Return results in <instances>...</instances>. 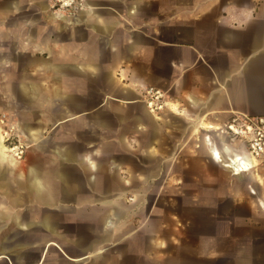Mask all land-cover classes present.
<instances>
[{"label": "crops", "instance_id": "obj_1", "mask_svg": "<svg viewBox=\"0 0 264 264\" xmlns=\"http://www.w3.org/2000/svg\"><path fill=\"white\" fill-rule=\"evenodd\" d=\"M48 12L47 0H0V77L20 78L15 88L28 105L22 134L40 141L47 127L54 141L46 156L50 168H32L16 184L43 205L55 202L56 191L70 196L98 235L76 236V255L69 256L60 246L66 237L48 215L33 223L11 209L17 197L0 198V264H47L51 246L71 264L102 262L110 245L136 244L124 192L136 190L137 181L148 186V176L174 174L169 162L160 166L170 160L161 145L177 136L173 123L140 101L144 85L171 90L181 105L168 101V108L197 122L192 132L204 163L182 173L198 176L193 190L199 192L197 198L186 193L185 180L178 190L198 206L213 208L226 198L235 208L225 218L209 212L212 224L199 226L192 251L167 264H264V166L229 172L220 191L210 164L231 171L225 159L245 145L208 127L236 114L264 116V0L181 6L175 0H85L68 24L48 22ZM9 157L0 135V162ZM9 176L0 166L6 196ZM202 190L209 197L202 198ZM130 200L135 208L143 201L141 195ZM146 229L155 235L154 227Z\"/></svg>", "mask_w": 264, "mask_h": 264}, {"label": "rangeland", "instance_id": "obj_2", "mask_svg": "<svg viewBox=\"0 0 264 264\" xmlns=\"http://www.w3.org/2000/svg\"><path fill=\"white\" fill-rule=\"evenodd\" d=\"M48 1L49 12L46 15L48 22L70 23V20H58L52 17L50 9V0ZM187 0H175V5H185ZM4 74V75H3ZM0 77V135L2 136V144L7 147H14V151H9V159L6 162L1 161L0 166H7L10 171L11 190H8L7 196L0 194L1 199H9L17 197V202L13 208L14 212L22 214L23 219H29L33 223L39 219V215L46 214L55 222L60 228V231L66 237L60 246L69 256H75V247L71 244L76 236H84L88 240L95 239L98 232L93 231V223L85 221L82 217L84 214L79 211L70 196L60 195L56 191V200L52 204L38 203L30 197H27L26 190L19 189L16 181L24 178L25 174L32 168H39L46 170L50 168L52 159L47 158L50 151L53 150V130L44 128L40 141H35L27 138L22 134V109L28 107L24 100V95L20 89L15 88V84L20 78L15 75H7L5 72ZM8 76V77H7ZM35 76V75H32ZM150 89H154L153 93H149ZM157 89V90H155ZM158 92V93H155ZM154 99L155 95H158ZM140 101L148 107V102L152 101V114L159 116L163 122L174 124L175 134L177 135L174 141L172 137H168L167 142L161 145L163 156L169 155L170 160L161 161L160 166L163 167L167 162L170 163L171 168L175 170L171 174H159L157 177L148 176L145 185L141 181L135 182L136 190H126L124 192V201L129 207L126 208V214L131 215L130 222H128L127 229L137 228L138 240L136 244L133 243H114L110 245L105 251L104 260L101 261H87L85 264H167V261H174L172 256L181 253H189L192 251V245L197 243V230L199 226H205L211 223L208 218L209 212L214 211L218 217L225 218L231 216L235 208L230 206L228 199L220 198L216 206L213 208H206L198 206L197 200L192 201L185 196L181 190H178L181 181L185 180L186 193L191 196H197L198 190H193L196 187L198 176L196 174H184L185 167L189 165L191 168H197L203 165L202 154L199 146L196 145V133L192 129L197 122L184 118L183 113H174L165 101L175 102L171 95V90L162 88H155L151 85H144L142 87ZM56 101L54 96L51 98V103ZM37 102V101H36ZM162 105L161 108H157ZM150 110V108L148 107ZM38 116V111L34 112V116ZM184 120V121H183ZM36 125V124H35ZM171 129V128H170ZM166 132V131H165ZM165 132L164 135H165ZM170 132V131H167ZM214 131L209 132L211 137ZM132 139V137H131ZM130 140V138H129ZM214 142V138H212ZM22 150V152H20ZM51 156V155H50ZM264 166V164L259 165ZM211 174H215L216 182L219 185L220 191L224 190V186L229 183L228 173L230 172L220 162L216 165L210 164ZM137 170V168H136ZM144 170V169H142ZM171 172V169H170ZM141 179L144 180V175ZM142 187V189L140 188ZM140 188V190H139ZM145 189V190H143ZM198 191V192H197ZM77 193V192H76ZM111 193H113L111 191ZM202 198L209 197L206 191H201ZM114 195V194H113ZM135 195H141L142 200L139 204L133 207V202L130 198ZM195 196V197H196ZM192 198V197H191ZM197 198V197H196ZM90 209V208H89ZM5 210V209H3ZM81 213L83 215H81ZM154 227L155 235H146L147 229ZM113 238L117 236V225L113 227ZM149 237H152L151 239ZM47 264H71L65 257L58 253L54 246L49 247L46 255Z\"/></svg>", "mask_w": 264, "mask_h": 264}, {"label": "built area", "instance_id": "obj_3", "mask_svg": "<svg viewBox=\"0 0 264 264\" xmlns=\"http://www.w3.org/2000/svg\"><path fill=\"white\" fill-rule=\"evenodd\" d=\"M50 1L51 14H54V18L58 20H63L60 18V15H63L72 21L74 14L85 7V0ZM148 92L153 93L151 89ZM154 97L157 99V95ZM151 102H148L150 109L152 108ZM215 132L231 139H238L245 145L244 152L230 151L231 155L237 159L233 163L234 166L231 167V173L236 174L237 172L252 170L256 167L255 161L258 162V165L264 164V116L236 114L222 125H218ZM235 166L238 168L237 172Z\"/></svg>", "mask_w": 264, "mask_h": 264}, {"label": "bare ground", "instance_id": "obj_4", "mask_svg": "<svg viewBox=\"0 0 264 264\" xmlns=\"http://www.w3.org/2000/svg\"><path fill=\"white\" fill-rule=\"evenodd\" d=\"M158 93V92H157ZM159 96V94L157 95V97ZM156 98V97H155ZM168 101H165L164 102V104L165 105H167L168 106ZM152 105V102L150 103V106ZM149 107V106H148ZM162 107V105H159L157 108L159 109V108H161ZM150 111H153V109H150ZM209 128H214V129H218V126H212V125H209L208 126ZM1 138H2V136H1ZM4 149H5V151L8 153L9 151H14L15 149H16V146H14V147H10V148H7V147H5L4 146ZM9 154V153H8ZM219 157V156H218ZM237 161V159L234 157V156H230V157H227L226 159H225V165L232 171V166H234L233 165V163L234 162H236ZM255 166H259L258 165V162H256L255 161ZM235 169H236V172L238 171V168L235 166ZM238 173V172H237Z\"/></svg>", "mask_w": 264, "mask_h": 264}]
</instances>
